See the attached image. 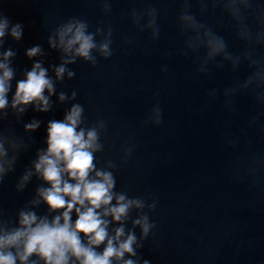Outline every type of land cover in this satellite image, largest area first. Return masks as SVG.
Listing matches in <instances>:
<instances>
[{
	"label": "clouds",
	"instance_id": "9594fccd",
	"mask_svg": "<svg viewBox=\"0 0 264 264\" xmlns=\"http://www.w3.org/2000/svg\"><path fill=\"white\" fill-rule=\"evenodd\" d=\"M101 3L104 14L110 15L112 0ZM191 3L182 0L177 25L184 36L185 52L197 60V72L206 76L212 65L228 66L233 72L245 66L244 79L223 90L225 107L231 108L238 93H248L264 105V56L257 53L258 48H264L261 0H198L199 14ZM217 8L230 21L242 52L229 51L225 38L199 18ZM127 16L138 32H148L152 41L160 38L159 9L133 7ZM114 32L112 25L90 30L86 19L74 16L48 31L47 51L41 44L25 50L30 68L13 65L16 52L12 48L0 52V187L15 176L13 189L23 194L36 182L30 198L14 214L0 206V264H151L138 250L155 236L157 225L151 213H155L158 200L117 190V169L133 157L136 144L129 138L121 146L119 164L98 159V154L105 152L109 121L97 118L89 123L85 106L77 101L78 92L61 87L75 78L72 66L78 61L95 68L100 59L113 56ZM23 33L22 23H13L0 11V48L6 36L20 41ZM122 39L125 45L135 44L127 36ZM51 51L58 54L59 62L46 67ZM162 70L167 71L166 66ZM217 91L213 89L209 96L215 98ZM54 96L56 102L69 106L62 119L47 122L45 147L35 148L17 175L24 155L33 149L31 134L42 124L35 118L24 122L23 117L29 108L36 113L50 112ZM256 120L254 117L250 126ZM162 123L163 110L157 102L141 126ZM19 124L22 133L17 131ZM228 143L235 147L237 141ZM251 158L261 161L256 154Z\"/></svg>",
	"mask_w": 264,
	"mask_h": 264
}]
</instances>
